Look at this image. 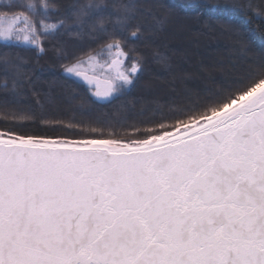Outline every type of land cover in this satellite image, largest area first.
I'll use <instances>...</instances> for the list:
<instances>
[{
  "label": "snow or ice",
  "instance_id": "snow-or-ice-1",
  "mask_svg": "<svg viewBox=\"0 0 264 264\" xmlns=\"http://www.w3.org/2000/svg\"><path fill=\"white\" fill-rule=\"evenodd\" d=\"M206 6L222 16L244 7L229 0ZM3 7V49L43 54L42 37L61 34L68 18L77 35L88 26L107 36L99 52L62 65L64 78L91 85L101 77L83 69L103 58L111 76L104 91L87 89L94 102L111 103L143 70L129 45L141 29L129 34L128 15L109 33L108 9L91 0L69 5L55 23L59 5L48 0ZM123 7L130 13L134 0ZM230 24L240 35L241 26ZM11 55L0 51L5 71ZM0 88V264H264V60L239 80L187 93L167 113H141L126 139L102 128L80 139L17 131L33 120L32 109L21 104L15 79L10 91L7 80ZM43 123L67 134L82 130L79 122Z\"/></svg>",
  "mask_w": 264,
  "mask_h": 264
},
{
  "label": "trees",
  "instance_id": "trees-1",
  "mask_svg": "<svg viewBox=\"0 0 264 264\" xmlns=\"http://www.w3.org/2000/svg\"><path fill=\"white\" fill-rule=\"evenodd\" d=\"M88 2L48 0L59 5L49 22L62 18L69 5ZM91 2L108 9L104 27L109 33L117 17L125 15L131 17L129 34L136 27L141 29L140 39L129 41L130 47L142 57L143 70L134 86L111 103H97L82 81L64 78L62 65L74 64L76 58L86 59L90 50L93 54L99 52L108 42L107 36L88 26L82 35H77L80 29L68 18V28L61 34L55 38L42 37L43 54L31 48L0 46V51L12 53L7 71L0 63V85L7 80L10 91L15 79L21 104L32 109L33 120L20 122L23 127H17V131L80 139L91 128H102L106 135L115 131L126 139L133 134L128 125L139 123L141 113L144 118L158 108L167 113L169 106H183L187 93L202 94L206 88L239 80L264 60V0H229L244 7L229 9L227 16L206 6L225 0H134L130 13L123 7L130 0ZM230 22L241 26L240 35ZM57 49L61 50L59 56ZM17 53L22 60L16 58ZM65 55L67 59L63 58ZM34 93L41 97L43 107L35 104ZM3 99L0 88V101ZM45 120L79 122L82 130L63 133L43 123ZM4 127L0 116V128Z\"/></svg>",
  "mask_w": 264,
  "mask_h": 264
},
{
  "label": "rangeland",
  "instance_id": "rangeland-1",
  "mask_svg": "<svg viewBox=\"0 0 264 264\" xmlns=\"http://www.w3.org/2000/svg\"><path fill=\"white\" fill-rule=\"evenodd\" d=\"M22 0H0V13L9 11L8 8L3 7L4 5H14V4H18L21 3ZM24 2H26V0H24ZM35 3L39 4L40 0H34ZM23 9L22 8H11V12H22ZM6 23H5V19L2 15H0V30H3L4 27H6ZM103 62H101L100 64H97L95 62H91L89 63L85 69H83L84 71H88L91 72L92 69H95V73L97 76L104 78V79H109V77L111 76V73H106L103 68L101 67V64ZM94 90V89H93ZM95 91V90H94Z\"/></svg>",
  "mask_w": 264,
  "mask_h": 264
},
{
  "label": "water",
  "instance_id": "water-1",
  "mask_svg": "<svg viewBox=\"0 0 264 264\" xmlns=\"http://www.w3.org/2000/svg\"><path fill=\"white\" fill-rule=\"evenodd\" d=\"M84 85L88 88L91 87V89H94L95 91L97 89H99L100 91H104L108 87V80L104 78H100L98 80L93 78L91 85H87L85 83Z\"/></svg>",
  "mask_w": 264,
  "mask_h": 264
}]
</instances>
